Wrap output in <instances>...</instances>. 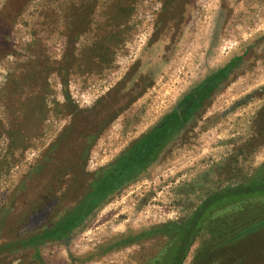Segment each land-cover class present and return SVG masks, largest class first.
I'll use <instances>...</instances> for the list:
<instances>
[{
    "label": "rangeland",
    "instance_id": "rangeland-1",
    "mask_svg": "<svg viewBox=\"0 0 264 264\" xmlns=\"http://www.w3.org/2000/svg\"><path fill=\"white\" fill-rule=\"evenodd\" d=\"M171 114L179 125L149 176L42 246L43 264H88L97 241L129 231L135 243L103 264H143L163 244L144 238L152 226L264 179V0H0V264H40L27 237L122 152L149 151V128ZM238 209L221 230L214 217L183 264L263 251L264 227L219 242L261 217Z\"/></svg>",
    "mask_w": 264,
    "mask_h": 264
},
{
    "label": "trees",
    "instance_id": "trees-1",
    "mask_svg": "<svg viewBox=\"0 0 264 264\" xmlns=\"http://www.w3.org/2000/svg\"><path fill=\"white\" fill-rule=\"evenodd\" d=\"M176 116L178 117L177 114L172 115L170 120H168L169 122H165V125L169 124L170 131L162 132V128H159V133L153 134V141L155 143L152 144L151 142L149 151L142 152V155H140V152L136 153L135 157L130 159L124 156L126 151L122 152L113 163L94 173L89 177V180L87 179L89 187L85 189V193L80 196L78 202L72 206L70 211H58L55 214L53 222L48 226H44L39 232L27 237V248H34H32V253L39 257L40 264H43V259L39 254L42 246L47 243H55L66 240L67 238L69 239L70 234L81 230L83 226L80 225V222L86 217H89L93 210L105 204L110 199L111 193L116 191H114L118 187L116 185V179L123 170L134 164L146 165L147 160L151 159L152 161V158L156 159L165 150L163 148L164 144H161V141L164 139L166 141L174 134L173 132L179 125V120ZM164 127L166 128L168 126ZM146 135L141 139L135 140L127 150L130 151L134 148L138 150L139 146H143V144L144 146L147 145V142L145 141L146 144L144 142L147 139L145 137ZM246 204L248 205L245 208ZM229 207L239 208L237 211L232 212L233 217L239 218V220L244 217L245 219L251 218L250 215L252 212L253 214L256 213L258 215L259 213L261 215L260 218L248 219L247 223H244L237 232L229 236V239H220L219 241L222 243L236 244L239 239L235 238H241L243 233L248 232L249 234L253 229L264 227V179L226 187L211 193L190 216L184 218L180 223L175 221L169 222L162 227L158 225L152 226L153 229L145 232L144 238L148 241L157 234V239L162 238L163 244L143 264H183L188 257L195 239H197L209 222H214V217L217 219L214 224L217 225V229L221 230L224 224L223 218H225L223 212L228 211L227 209ZM135 239L136 235L134 232L122 233L117 239H110L109 246L111 247L108 246L105 248L102 246L99 250L93 252L92 255H101L111 250L127 247L128 244L135 243ZM112 245L116 247L113 249ZM242 264H264V250H259L253 257H249Z\"/></svg>",
    "mask_w": 264,
    "mask_h": 264
},
{
    "label": "crops",
    "instance_id": "crops-1",
    "mask_svg": "<svg viewBox=\"0 0 264 264\" xmlns=\"http://www.w3.org/2000/svg\"><path fill=\"white\" fill-rule=\"evenodd\" d=\"M171 115H167L166 118H160L155 124H153L150 128H149V132L150 134H157V132L159 133L158 129L162 128V132L164 131H170L171 128H169V124L165 125L167 122H169L168 120H170ZM166 122V123H165ZM164 126H168V127H164ZM164 128V129H163ZM160 131V132H161ZM165 140V139H164ZM161 141V144H164V149L165 148H169L170 146V142L169 139H167L166 141ZM167 150H163L162 154L164 155V153ZM161 158V157H160ZM158 158V159H160ZM116 159V158H115ZM114 159V160H115ZM151 161V159L147 160L146 165H140V164H134L130 167H128L127 169L123 170L122 173L120 174V176L116 179V185H118V187H116L114 189V193H111V197L109 200H107L106 204H104L105 206L110 204L111 201L114 199L115 196H119V194L123 191H126L129 187H131V185H136L138 182L142 181L143 179H145L146 177L149 176L150 172H151V167L153 165H155L158 161V159H154ZM113 160V161H114ZM110 162L111 163H113ZM163 172V171H162ZM110 194V193H109ZM171 220V221H170ZM166 222H175L174 219H170L169 217L167 218V220H164ZM122 233H117L115 235H111L110 237H107L104 241H97V243L95 244V246L90 247V251H88L86 254L83 255L87 256L86 261H83L84 263L88 262V264L91 263V261H95L91 264H103L105 260H109L114 254L112 253H117L119 251H122V249H125L126 247L123 248H118L115 250H111L109 252H105L101 255H92L93 252L99 250V248L102 247V245H106L108 244L112 239H117V237L121 236ZM96 239H98V237H96ZM111 239V240H110ZM112 254V255H111ZM106 257V258H105Z\"/></svg>",
    "mask_w": 264,
    "mask_h": 264
}]
</instances>
